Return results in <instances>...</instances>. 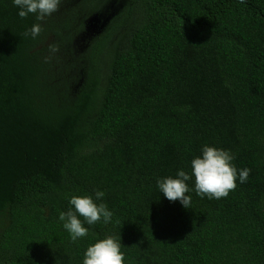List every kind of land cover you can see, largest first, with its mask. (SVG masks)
<instances>
[{"label":"trees","instance_id":"obj_1","mask_svg":"<svg viewBox=\"0 0 264 264\" xmlns=\"http://www.w3.org/2000/svg\"><path fill=\"white\" fill-rule=\"evenodd\" d=\"M103 1L38 21L0 0V264H82L105 235L125 264H264V0H128L81 49ZM204 144L250 174L185 209L156 179ZM96 190L112 220L73 242L59 213Z\"/></svg>","mask_w":264,"mask_h":264},{"label":"clouds","instance_id":"obj_2","mask_svg":"<svg viewBox=\"0 0 264 264\" xmlns=\"http://www.w3.org/2000/svg\"><path fill=\"white\" fill-rule=\"evenodd\" d=\"M12 3L18 9L20 18L35 14L38 21H43L57 11L60 0H12ZM40 31L41 25L33 24L25 30L24 35L36 38ZM234 160L235 156L230 150L204 144L200 154L191 159L190 172L178 169L175 176L158 177L156 186L167 200L179 201L185 209L190 207L192 198L187 193L191 191L201 198L221 199L235 189L237 181L243 184L248 180L250 169H238ZM189 181H193V188L189 187ZM104 195L102 190H96L94 197L70 196V207L67 211H61L58 219L73 242L88 235L89 228L85 224L91 226L98 221L104 224L111 222L113 212L103 201ZM80 217L84 218L83 221ZM122 246L121 237L117 239L114 235H105L98 238L84 250L82 264H125Z\"/></svg>","mask_w":264,"mask_h":264},{"label":"rangeland","instance_id":"obj_3","mask_svg":"<svg viewBox=\"0 0 264 264\" xmlns=\"http://www.w3.org/2000/svg\"><path fill=\"white\" fill-rule=\"evenodd\" d=\"M127 2L128 0H105L99 7L88 14L80 13L79 23H82L83 28L79 32L77 42L82 46L81 49H84L91 39L106 29L110 20L120 13ZM79 70L72 75L75 86L79 85L82 81V73L80 72L78 75Z\"/></svg>","mask_w":264,"mask_h":264}]
</instances>
